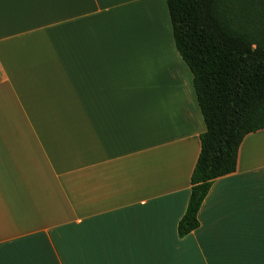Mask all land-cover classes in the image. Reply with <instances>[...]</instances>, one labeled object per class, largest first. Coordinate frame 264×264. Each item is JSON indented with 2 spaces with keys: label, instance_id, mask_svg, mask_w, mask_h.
Segmentation results:
<instances>
[{
  "label": "crops",
  "instance_id": "crops-1",
  "mask_svg": "<svg viewBox=\"0 0 264 264\" xmlns=\"http://www.w3.org/2000/svg\"><path fill=\"white\" fill-rule=\"evenodd\" d=\"M204 130L165 0H0V264H264V128L178 235Z\"/></svg>",
  "mask_w": 264,
  "mask_h": 264
},
{
  "label": "trees",
  "instance_id": "trees-1",
  "mask_svg": "<svg viewBox=\"0 0 264 264\" xmlns=\"http://www.w3.org/2000/svg\"><path fill=\"white\" fill-rule=\"evenodd\" d=\"M165 1L205 124L177 225L182 237L199 226L212 181L235 171L243 138L264 128V0Z\"/></svg>",
  "mask_w": 264,
  "mask_h": 264
}]
</instances>
